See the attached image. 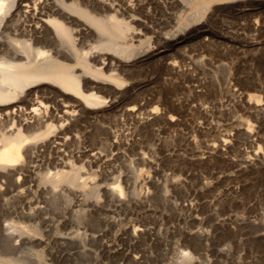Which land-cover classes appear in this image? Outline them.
<instances>
[{
    "label": "rangeland",
    "instance_id": "1",
    "mask_svg": "<svg viewBox=\"0 0 264 264\" xmlns=\"http://www.w3.org/2000/svg\"><path fill=\"white\" fill-rule=\"evenodd\" d=\"M80 1L128 27L129 54L76 27L79 55L121 84L74 63L99 104L49 90L54 132L0 178V261L264 264V0L202 14L185 0ZM55 171L77 178L52 187Z\"/></svg>",
    "mask_w": 264,
    "mask_h": 264
},
{
    "label": "bare ground",
    "instance_id": "2",
    "mask_svg": "<svg viewBox=\"0 0 264 264\" xmlns=\"http://www.w3.org/2000/svg\"><path fill=\"white\" fill-rule=\"evenodd\" d=\"M185 1L202 14L211 2L218 0ZM197 11L196 16L200 15ZM81 22L96 31L97 48L129 54L130 48L121 41L128 27L113 15L103 19L80 0H0V178L13 180L26 163L33 161L32 154L41 141L54 132L55 116L51 114L49 122L41 117V105L44 99H50L52 87L84 105L99 104L100 97L84 91L81 75L73 71L75 63L85 73L105 77L79 55L76 27ZM105 78L121 84L117 76ZM76 178L74 171H55L49 182L56 187ZM110 191L114 195L122 192L119 184ZM5 229L8 231L9 227ZM8 258L0 264H26Z\"/></svg>",
    "mask_w": 264,
    "mask_h": 264
}]
</instances>
